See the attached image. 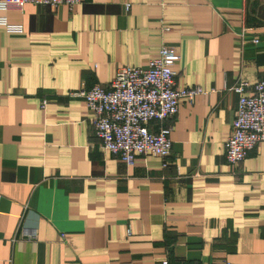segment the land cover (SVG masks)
Segmentation results:
<instances>
[{
  "label": "crops",
  "instance_id": "crops-1",
  "mask_svg": "<svg viewBox=\"0 0 264 264\" xmlns=\"http://www.w3.org/2000/svg\"><path fill=\"white\" fill-rule=\"evenodd\" d=\"M0 17L22 28L0 25V264H264V143L236 166L224 149L229 89L264 80V0H82ZM162 46L180 57L175 89L207 93L179 101L167 168L150 155L126 166L70 94Z\"/></svg>",
  "mask_w": 264,
  "mask_h": 264
},
{
  "label": "built area",
  "instance_id": "built-area-1",
  "mask_svg": "<svg viewBox=\"0 0 264 264\" xmlns=\"http://www.w3.org/2000/svg\"><path fill=\"white\" fill-rule=\"evenodd\" d=\"M82 0H1L0 11H21L27 4L38 7L72 8ZM128 6H126L127 9ZM0 25L9 33H22L21 26L9 25L0 17ZM164 28L163 31H167ZM258 44L257 39L251 41ZM180 60L172 47L162 46L158 57L150 60L145 68L123 67L116 71L108 87L93 85L71 93L72 98L82 99L90 113V121L100 149L117 157L126 166L133 165L137 156L159 158L163 169L168 167L171 154L172 120L179 108V101L191 102L196 96L206 95L201 88L177 91L175 64ZM246 82L231 87L238 96L235 118L224 149L228 164H241L259 143H264V80L253 85L250 95ZM47 105L41 101V109ZM157 126L156 132L148 129ZM158 264H170L167 259Z\"/></svg>",
  "mask_w": 264,
  "mask_h": 264
}]
</instances>
